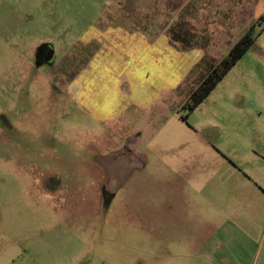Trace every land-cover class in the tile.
<instances>
[{
  "label": "rangeland",
  "instance_id": "1",
  "mask_svg": "<svg viewBox=\"0 0 264 264\" xmlns=\"http://www.w3.org/2000/svg\"><path fill=\"white\" fill-rule=\"evenodd\" d=\"M110 2L0 0V264H264V223L251 240L231 241L244 229L219 222V159L251 167L264 142V0ZM141 6L144 20L169 29L189 22L197 44L175 41L177 88L157 105L102 119L111 111H88L67 88L95 46L80 37L120 21L114 9ZM253 24L256 41L190 110L207 66ZM125 124L142 135L135 147L121 136ZM181 177L190 186L192 238H136L151 234L153 201L166 200V186ZM237 242L246 244L243 255L234 254Z\"/></svg>",
  "mask_w": 264,
  "mask_h": 264
},
{
  "label": "crops",
  "instance_id": "2",
  "mask_svg": "<svg viewBox=\"0 0 264 264\" xmlns=\"http://www.w3.org/2000/svg\"><path fill=\"white\" fill-rule=\"evenodd\" d=\"M112 1L109 0L110 3ZM146 9L144 6L121 8L119 13L114 9V14L121 16L116 17V20L120 21L97 24L91 29L89 27L88 33L80 37L83 43H93L95 46L92 54L77 70V74L67 88L88 111L91 106L111 111L109 114L101 115L102 119L110 118L114 121L119 119L123 112L148 110L161 101L160 94L177 88L176 48L175 41L171 40L167 31L169 25H161L158 19L155 22L144 20L142 16ZM108 13H112L111 7L105 9L104 14L108 15ZM160 80H164V83L161 84ZM162 101L163 104L166 103L165 99ZM125 127L126 124L121 127L124 132L121 136L125 137L124 141L129 146L135 147V143L143 140L142 135L126 131ZM256 151H258L257 157L254 158V163L250 164L251 167L235 163L224 154L219 159L220 168H223L219 171V222L227 224L226 222L230 220L233 224L225 226L226 230L244 229L245 232L241 236L231 233V236L227 237L231 241L237 238L251 240L259 224L264 223V142L262 140H259ZM103 154L100 157L106 165V160H109L110 156ZM141 159L145 160L143 154ZM179 174L185 176L188 170L183 167ZM227 181L232 182V186H228ZM171 183L172 186H166L168 198L153 201L151 205L153 217L149 230L151 234L139 232L136 238L186 239L185 235L192 238L185 230L186 223L191 217L190 186L185 185V177ZM108 189L109 186H105L103 191ZM163 213L167 216L161 217ZM136 221H139L143 229L150 225L143 216V210H140L139 215L137 212ZM180 225L185 231H176V227ZM260 228L261 225L259 230ZM142 232L144 233V230ZM224 232L219 230V254L220 247L225 245ZM194 238L198 241L202 236L198 234ZM233 246L236 249L235 255H243L246 251V244L241 245L237 242ZM190 262L184 261V264H191Z\"/></svg>",
  "mask_w": 264,
  "mask_h": 264
},
{
  "label": "trees",
  "instance_id": "3",
  "mask_svg": "<svg viewBox=\"0 0 264 264\" xmlns=\"http://www.w3.org/2000/svg\"><path fill=\"white\" fill-rule=\"evenodd\" d=\"M261 21H264V13L259 19V22L263 23ZM189 25L190 24L187 21H179L169 29L171 40L181 42L184 49L192 48L197 44V36L189 28ZM255 26L256 25L253 24L248 28L228 49L227 53L220 59V61H218V63L207 66L206 71L200 77V82L191 92L188 102L190 110L195 109L197 105H199L230 68L256 41L258 33L256 32Z\"/></svg>",
  "mask_w": 264,
  "mask_h": 264
},
{
  "label": "flooded vegetation",
  "instance_id": "4",
  "mask_svg": "<svg viewBox=\"0 0 264 264\" xmlns=\"http://www.w3.org/2000/svg\"><path fill=\"white\" fill-rule=\"evenodd\" d=\"M48 52H49V49L46 51V54H48ZM106 192V194H107V191H105ZM105 192H104V194H105Z\"/></svg>",
  "mask_w": 264,
  "mask_h": 264
}]
</instances>
